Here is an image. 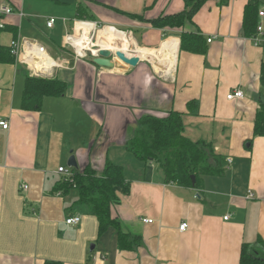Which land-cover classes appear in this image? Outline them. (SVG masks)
Returning a JSON list of instances; mask_svg holds the SVG:
<instances>
[{"label":"crops","instance_id":"0c3cea01","mask_svg":"<svg viewBox=\"0 0 264 264\" xmlns=\"http://www.w3.org/2000/svg\"><path fill=\"white\" fill-rule=\"evenodd\" d=\"M27 1L0 0V10L13 9L2 21L28 41L21 50L36 42L57 64L41 75L42 68L17 58L0 63V122L9 123L8 129L0 124V264H240L244 245L264 259V135L255 133L264 103V0L255 16L261 35L245 31L252 0H208L181 28H160L152 20L183 12L185 0H43L54 8L47 15H30ZM51 17L56 22L48 27ZM83 23L89 32L95 23L127 30L131 48L154 58L165 53L164 41L176 42L170 70L147 58L136 67L113 59L112 68L76 58L64 38L82 32ZM184 32L201 35L205 53L181 48ZM258 35L260 46L252 39ZM13 38L5 31L1 43L9 46ZM156 69L172 77L157 79ZM27 76L59 79L66 90L26 109ZM235 89L244 91L242 100L227 98ZM171 112L182 115L186 137L212 145L223 173L202 174L198 187L167 182L159 162L126 148L140 118ZM71 154L79 165L71 167L75 173L89 165L100 172L108 161L124 167L129 191L119 193L112 213L138 238L133 248H119L113 226L100 236L97 216L73 205L76 192L63 190L57 170L69 167ZM73 215L81 216L80 224L66 223Z\"/></svg>","mask_w":264,"mask_h":264},{"label":"trees","instance_id":"16d2710c","mask_svg":"<svg viewBox=\"0 0 264 264\" xmlns=\"http://www.w3.org/2000/svg\"><path fill=\"white\" fill-rule=\"evenodd\" d=\"M208 0H185L186 9L174 15H164L152 20L153 25L165 28H181L192 20L195 13ZM222 4L228 0H218ZM260 3L252 0L247 5L245 31L247 35L257 30L255 16L259 12ZM5 15L0 13V21ZM131 17L137 18L132 14ZM86 18V17H84ZM4 23L0 27V63H14L16 56L11 53L9 46L1 43V35L11 31L16 38L18 27ZM181 48L194 52L205 53L206 46L201 35L184 32L181 35ZM65 83L59 79L47 77L27 76L23 93V107L28 109L45 96L61 95L65 92ZM39 103V102H38ZM256 135H264V103L255 119ZM184 124L182 115L171 112L166 117L145 115L138 121L132 136L126 142V148L137 158L154 160L160 163L167 182H175L184 186L199 185V176L202 174H221L224 172V163L220 155L216 154L211 144L194 142L183 134ZM90 165L77 171L73 180L76 181L78 199L73 205H83L97 216L99 220V235L113 226L118 231L119 248L131 249L138 242L137 237H131L122 228L121 221L112 213L113 206L119 201V193L129 191V185L124 178V167L108 161L102 173L94 171ZM195 176V181L192 178ZM62 181L63 190H71L72 185ZM264 259L255 254L246 245L243 246L240 264H260ZM46 264H61L48 261Z\"/></svg>","mask_w":264,"mask_h":264},{"label":"built area","instance_id":"2783aa9c","mask_svg":"<svg viewBox=\"0 0 264 264\" xmlns=\"http://www.w3.org/2000/svg\"><path fill=\"white\" fill-rule=\"evenodd\" d=\"M0 13L3 14V15H10L11 13H13V9L12 7L10 6H4L1 8L0 10ZM260 15L263 16L264 15V11H260ZM56 20L55 18L51 17L49 18V20H47L46 24L48 27H52L54 24H55ZM96 25V23H95ZM0 27H4V23L3 21H0ZM258 31H259V34L261 35L262 32H263V26L262 25H258ZM73 31V30H72ZM72 33V32H71ZM71 33H68L65 35V38H64V48L67 49V50H74V53H75V56L76 58H79V57H87V53L84 52V54H80L74 44L75 42V37L72 36ZM260 35H258L259 37H256V38H252L255 45H261V42L262 40L260 39ZM211 38L208 39V42H211ZM28 41H20L19 38H13L10 42V49H11V53L16 56V58L19 60H22L24 61L25 57L23 55V50H21L22 46ZM29 45H31L33 47V50H37L36 53H34L33 55H31L30 58L27 59L28 63L25 62L28 67H32L36 70H38L39 68H42L41 69V74H46L49 72L50 68L56 66L57 62L49 57L47 55V51H46V48L43 46V45H40V44H37L36 42H29L27 47H29ZM27 49V48H26ZM99 50V49H98ZM97 50V51H98ZM86 51V49H85ZM88 52H91V51H88ZM27 53H30L29 49L27 51ZM44 53V54H43ZM94 54V53H93ZM98 52L94 55H97ZM39 57H42L44 60H45V63L44 65L42 66L40 64V62L38 61V58ZM24 58V59H23ZM245 97V94H244V91L241 90V89H235L234 91L230 92L228 95H227V98L229 100H242L243 98ZM0 124L2 125V127L4 129H8L9 127V123L7 120H2L0 122ZM229 161H232L231 159H228ZM57 172L63 177V180L64 181H74L73 180V177H74V174H75V171H73V169L71 167H67V166H59ZM23 187L27 188V185L25 184ZM253 194L250 193L249 194V197H252ZM225 219H228V216H225ZM81 216H78V215H73V216H70L66 219V223L67 224H72V225H78L80 224L81 222ZM145 223H153L154 222V219L152 218H143L142 219ZM188 228V223L187 222H182L180 224V227H179V230L180 231H185L186 229Z\"/></svg>","mask_w":264,"mask_h":264},{"label":"bare ground","instance_id":"6f19581e","mask_svg":"<svg viewBox=\"0 0 264 264\" xmlns=\"http://www.w3.org/2000/svg\"><path fill=\"white\" fill-rule=\"evenodd\" d=\"M89 26L90 25L88 23H83L82 33L80 34V36L78 34L75 37L74 44L80 54H84L85 49L92 52L91 46L93 45V43L89 40ZM95 29L96 28L94 24V30ZM131 43L132 39L129 38V36L124 31L119 30L118 28L113 26H105L104 28H101L97 33V44L100 46V48L109 49L113 53L120 50L129 57L138 55L140 58H147L154 62L165 64L166 68L170 70V67L172 65V58L169 52L173 51L171 50L172 47L176 48V42H173L169 39L163 42L162 48L163 52L165 53L161 55V58H154L150 53L135 51V49L131 48ZM95 52L96 50H94V54H96L98 51L96 53Z\"/></svg>","mask_w":264,"mask_h":264},{"label":"rangeland","instance_id":"374dc122","mask_svg":"<svg viewBox=\"0 0 264 264\" xmlns=\"http://www.w3.org/2000/svg\"><path fill=\"white\" fill-rule=\"evenodd\" d=\"M32 1V13L30 14V15H39V14H41V15H47V14H45V13H51V12H54V8L50 5V4H48V3H46V2H44L43 0H41V1H38L37 3H35V1L34 0H28L27 1V3H29V2H31ZM105 26H108L107 24H105V23H100V24H96L95 25V30H93L92 32H90L89 33V40L90 41H92V43H93V45L91 46V49H92V52H90V54H89V52L88 51H90V50H86L85 52L87 53V58H90L91 60H93V58L95 57V56H97V55H94L93 53H94V50H96V52H97V50L100 48V46L97 44V33H98V31L101 29V28H104ZM116 28H118V29H120V30H123L122 28H120V27H116ZM71 29V28H70ZM124 31H126L127 33H128V35H132V33L131 32H128L127 30H124ZM78 32H80L79 33V36H80V34L82 33L81 31H79L78 30ZM72 36L73 37H76V34H75V29L72 31ZM182 35V34H181ZM167 36V34L165 35V37ZM131 38H132V36H131ZM75 39V38H74ZM133 39V38H132ZM165 39H167V38H165ZM132 48H134V46L132 47ZM159 48H160V46H159ZM28 49H29V51H30V53H27V51H28ZM37 52V50H33V47L31 46V45H29V47L27 48V49H23V55H24V57H25V59H24V61L25 62H27L28 63V61H27V59L28 58H30L31 57V55H33L34 53H36ZM72 52H74V50H72ZM95 52V53H96ZM44 54V53H43ZM48 55V54H47ZM113 58L117 61V62H122L116 55H115V53H113ZM29 60V59H28ZM147 61V60H146ZM147 64H149L150 65V63H147ZM152 66V65H151ZM152 68V67H151ZM154 71V70H153ZM174 71V70H173ZM155 74H156V78L158 79V78H164V79H169V78H171L172 77V74H173V72L171 73V75H169V76H167L162 70H155V72H154ZM65 164H67V162L65 163ZM68 165V164H67ZM94 169V168H93ZM94 171H96V170H94ZM103 171V170H102ZM102 171H97L98 173H102ZM70 183L71 185H72V188H71V190H73L74 192H76V194H77V196H78V192L76 191L77 190V186H76V181H66L65 183ZM25 188V187H24ZM27 188H28V186H27ZM27 188H25V189H27ZM68 191H70V190H66V192H68ZM75 194V193H74ZM73 226H75V225H73Z\"/></svg>","mask_w":264,"mask_h":264},{"label":"water","instance_id":"95a60500","mask_svg":"<svg viewBox=\"0 0 264 264\" xmlns=\"http://www.w3.org/2000/svg\"><path fill=\"white\" fill-rule=\"evenodd\" d=\"M90 54V52H89ZM115 55L125 64L136 67L139 62L141 61V58L138 55H133L131 57L127 56L124 52L118 50L115 52ZM113 52L109 49L105 48H99L98 55L93 58V62L97 65L103 66V67H114L115 62L113 60ZM69 167L78 168L77 158L75 154H71L68 158L67 162ZM193 180L195 181V176L192 175ZM94 244L91 246V250H93Z\"/></svg>","mask_w":264,"mask_h":264}]
</instances>
